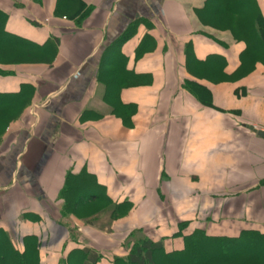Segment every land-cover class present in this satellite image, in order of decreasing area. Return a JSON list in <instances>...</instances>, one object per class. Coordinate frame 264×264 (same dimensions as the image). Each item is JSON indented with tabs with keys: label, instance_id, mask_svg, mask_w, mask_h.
<instances>
[{
	"label": "crops",
	"instance_id": "obj_1",
	"mask_svg": "<svg viewBox=\"0 0 264 264\" xmlns=\"http://www.w3.org/2000/svg\"><path fill=\"white\" fill-rule=\"evenodd\" d=\"M84 1L89 13L69 19L55 16L57 0L21 8L0 0L9 32L38 45L58 39L51 65H0L11 71L0 75V94L35 91L0 144V229L19 244L47 235L48 264L81 243L105 256L97 264H113L137 229L163 239L167 253L196 230L264 233V137L255 132L264 131V45L250 42L246 54L249 41L237 40L208 0ZM255 2L264 18V0ZM138 19L119 48L123 65L104 67L113 73L101 78L107 49ZM109 79L139 82L120 87L111 105ZM69 174H87L92 188L131 204L111 232L83 222L95 202L72 216L80 244L71 242L60 197Z\"/></svg>",
	"mask_w": 264,
	"mask_h": 264
},
{
	"label": "trees",
	"instance_id": "obj_2",
	"mask_svg": "<svg viewBox=\"0 0 264 264\" xmlns=\"http://www.w3.org/2000/svg\"><path fill=\"white\" fill-rule=\"evenodd\" d=\"M12 1H14L16 8L23 6L24 0ZM31 1L42 3V0ZM256 5L255 0H208L205 7L212 6L213 12L226 14L227 19H222L226 23L224 27L229 29L237 40L242 38L249 41V52L248 50L246 52L249 55L251 53L250 42H254L256 50L260 52H262L264 45V18ZM88 13L89 8L84 0H57L54 11L55 16H67L69 19H75L78 16L84 18ZM8 20L9 14L0 8V65L24 63L51 65L53 57L57 53L58 39L53 38L51 41L49 39L43 45L35 44L9 32L7 30ZM222 20L217 18L218 23L223 22ZM142 22L143 20L140 19L132 22L127 31L107 49L100 67L101 74L99 75L101 78L106 79L113 73L112 70L109 71L108 69L104 72V67L113 64L123 65L122 62H119L120 59L121 61L123 59L119 48L129 37L133 36ZM248 70L247 66H243L238 68L236 72L237 75L238 73L246 74ZM9 73L11 71L0 67V75ZM138 82L136 79L135 81L134 79H126L116 83H112L110 79L106 80L104 82L106 85L105 101L112 105V96L115 93L118 94L120 87L134 85ZM200 87L202 86L198 83L187 84L190 91L198 92ZM34 94V88L29 85L23 86L17 93L0 94V144L3 142L8 129L20 119L31 105ZM114 109L116 108L114 107ZM92 184L93 181L87 174H69L60 196L64 201L61 213L65 228L69 232L71 242L77 244H80L78 242L80 231L72 221V216H85V210H80L81 207L84 208L89 204L98 202L99 209L95 210L92 216L81 218L88 225L98 226L100 224V227L98 226L100 230L107 232L112 230V221L127 214L131 208V204L128 202L124 205H117L113 200L107 198L102 190L92 188ZM181 225V228H184L186 223ZM46 236L39 238L36 235H29L24 237L19 244L10 234L0 229V264H48V260L44 258L43 254L48 251L52 243L48 242ZM183 239V249L167 253L163 239H155L144 229H137L129 235L125 242L124 247L128 254L115 256L112 258V263L264 264V233L260 231L245 229L238 236L233 237L209 236L205 231L196 230L192 234L184 236ZM206 247L208 248L205 250ZM65 248H67L66 244H64ZM202 250L203 253H201ZM62 254L55 264H97L105 258L101 252L88 247L86 243H81V245L66 253L64 251Z\"/></svg>",
	"mask_w": 264,
	"mask_h": 264
},
{
	"label": "water",
	"instance_id": "obj_3",
	"mask_svg": "<svg viewBox=\"0 0 264 264\" xmlns=\"http://www.w3.org/2000/svg\"><path fill=\"white\" fill-rule=\"evenodd\" d=\"M255 132L259 135V136H261V137H264V131H258V130H255Z\"/></svg>",
	"mask_w": 264,
	"mask_h": 264
},
{
	"label": "rangeland",
	"instance_id": "obj_4",
	"mask_svg": "<svg viewBox=\"0 0 264 264\" xmlns=\"http://www.w3.org/2000/svg\"><path fill=\"white\" fill-rule=\"evenodd\" d=\"M137 237H138V236H137ZM207 248H208V247H206V248H205V250H206ZM203 252H204V251L202 250V252H201V253H203ZM197 254H198V253H197ZM193 264H194V263H193Z\"/></svg>",
	"mask_w": 264,
	"mask_h": 264
}]
</instances>
